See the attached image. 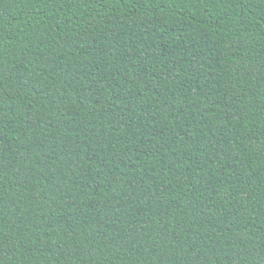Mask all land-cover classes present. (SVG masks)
I'll return each mask as SVG.
<instances>
[{
	"label": "trees",
	"instance_id": "1",
	"mask_svg": "<svg viewBox=\"0 0 264 264\" xmlns=\"http://www.w3.org/2000/svg\"><path fill=\"white\" fill-rule=\"evenodd\" d=\"M0 264H264V0H0Z\"/></svg>",
	"mask_w": 264,
	"mask_h": 264
}]
</instances>
